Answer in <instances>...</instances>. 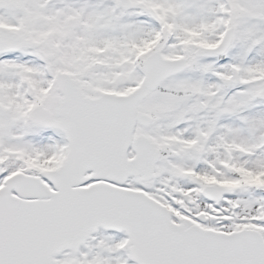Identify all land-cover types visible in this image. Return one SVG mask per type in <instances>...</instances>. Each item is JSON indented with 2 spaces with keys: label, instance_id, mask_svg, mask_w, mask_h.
<instances>
[{
  "label": "snow or ice",
  "instance_id": "1",
  "mask_svg": "<svg viewBox=\"0 0 264 264\" xmlns=\"http://www.w3.org/2000/svg\"><path fill=\"white\" fill-rule=\"evenodd\" d=\"M0 264H264V0H0Z\"/></svg>",
  "mask_w": 264,
  "mask_h": 264
}]
</instances>
